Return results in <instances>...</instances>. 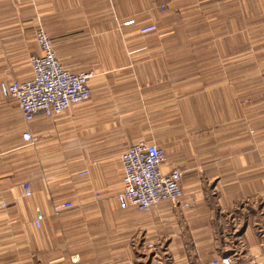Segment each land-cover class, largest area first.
I'll list each match as a JSON object with an SVG mask.
<instances>
[{"label": "crops", "instance_id": "obj_1", "mask_svg": "<svg viewBox=\"0 0 264 264\" xmlns=\"http://www.w3.org/2000/svg\"><path fill=\"white\" fill-rule=\"evenodd\" d=\"M41 27L92 97L28 123L1 84L32 78ZM141 140L183 195L122 209ZM0 177V264H264V0H0Z\"/></svg>", "mask_w": 264, "mask_h": 264}, {"label": "built area", "instance_id": "obj_2", "mask_svg": "<svg viewBox=\"0 0 264 264\" xmlns=\"http://www.w3.org/2000/svg\"><path fill=\"white\" fill-rule=\"evenodd\" d=\"M133 24L134 20L125 22L127 26ZM156 30V25L151 24L141 27L139 33L148 35ZM36 40L41 54L31 58L32 78L1 84L3 95L16 100L28 123L39 114L46 117L60 115L72 107L87 103L92 97L89 81L93 72L72 73L65 69L56 56L50 35L42 27L37 30ZM23 138L29 144H34L36 140L30 131L25 132ZM166 161L165 151L155 143L141 140L128 147L121 156L123 186L117 196L122 209L134 207L139 211H149L160 202L178 201L182 197L180 182L183 173L176 168L165 173L163 167ZM22 189L26 196L32 195L28 183H23ZM77 204L76 200L56 202L53 205V213L59 217ZM4 206V203L0 205ZM43 221V213L37 211L35 226L40 228ZM144 249L155 251L157 247L155 243H148ZM72 259L76 260L78 256H73ZM205 264H234V260L227 256Z\"/></svg>", "mask_w": 264, "mask_h": 264}]
</instances>
